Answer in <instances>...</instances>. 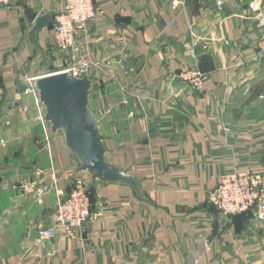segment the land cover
<instances>
[{"label":"crops","instance_id":"crops-1","mask_svg":"<svg viewBox=\"0 0 264 264\" xmlns=\"http://www.w3.org/2000/svg\"><path fill=\"white\" fill-rule=\"evenodd\" d=\"M218 1L94 0L101 14L74 53L91 62L113 161L144 177L154 205L108 187L89 224L53 238L44 233L72 185L57 174L74 160L60 138L42 144L28 91L72 54L56 49L52 26L30 34L64 1L0 8V264H190L201 237L212 248L200 264H264V225L253 215L226 223L213 203L229 174L264 194V0H222L223 11ZM196 69L207 77L200 93L181 79Z\"/></svg>","mask_w":264,"mask_h":264},{"label":"water","instance_id":"water-1","mask_svg":"<svg viewBox=\"0 0 264 264\" xmlns=\"http://www.w3.org/2000/svg\"><path fill=\"white\" fill-rule=\"evenodd\" d=\"M54 24V15L38 17L31 37L36 41L34 36ZM38 49L44 58L48 57V49ZM30 86L37 95L49 141L60 138L74 160L73 166H61L57 177L69 175L72 188L81 180L93 198L103 196L102 190L112 187L128 191L136 202L154 205L145 189L144 177L113 161L116 150L110 146L105 128L107 117L98 108L91 75L75 77L58 72L32 79Z\"/></svg>","mask_w":264,"mask_h":264},{"label":"built area","instance_id":"built-area-1","mask_svg":"<svg viewBox=\"0 0 264 264\" xmlns=\"http://www.w3.org/2000/svg\"><path fill=\"white\" fill-rule=\"evenodd\" d=\"M11 1L0 0V8L9 6ZM63 1V10L55 14V24L53 26L56 49L63 53L72 54L71 62L63 72L72 74L75 77H83L86 74L91 75V62L88 59L77 56L74 52L77 47L78 33H83V36H87L90 27L97 22L101 10L94 0ZM224 4L223 1L218 2L220 11H223ZM258 48L260 54L264 56V35L260 38ZM190 55L195 57V50L191 49ZM181 79L189 82L197 93L205 90L207 77L199 69L185 72ZM28 93H32L37 102V95L32 87ZM37 103L39 106V102ZM37 119L43 123L40 107ZM51 143L46 135L45 145L50 147ZM220 179L219 185L213 192V203L226 223L232 222L236 215L250 212L264 225V194L257 188L253 179L236 173L224 175ZM57 199V204L52 214V228L44 233L46 238H53L58 227L63 228L67 234L73 235L92 220V199L84 182L81 180L68 194H59ZM199 243L201 244L200 249L190 255V264H200L201 259L212 248L211 242L206 237H201Z\"/></svg>","mask_w":264,"mask_h":264},{"label":"rangeland","instance_id":"rangeland-1","mask_svg":"<svg viewBox=\"0 0 264 264\" xmlns=\"http://www.w3.org/2000/svg\"><path fill=\"white\" fill-rule=\"evenodd\" d=\"M222 1V0H221ZM258 0H253L252 2H257ZM219 2V1H218ZM224 2V1H223ZM225 3V2H224ZM99 7V6H98ZM55 16V15H54ZM264 35V34H263ZM37 119V118H36ZM37 122L38 123H40L41 124V132H40V134L39 135H41V137H42V144L43 145H45V133H44V127H43V123L41 122V121H39L38 119H37ZM54 178V177H53Z\"/></svg>","mask_w":264,"mask_h":264},{"label":"trees","instance_id":"trees-1","mask_svg":"<svg viewBox=\"0 0 264 264\" xmlns=\"http://www.w3.org/2000/svg\"><path fill=\"white\" fill-rule=\"evenodd\" d=\"M71 190H72V187H70L69 192ZM90 198L92 199V203H93L94 198H92V195L91 194H90ZM243 215H250L251 217H252V215L254 216V214L253 213H250V212L249 213H244V214L236 215V217H234L233 221H235L237 217H240V216H243Z\"/></svg>","mask_w":264,"mask_h":264}]
</instances>
